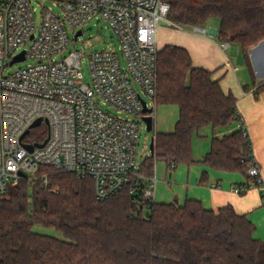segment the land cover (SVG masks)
I'll return each instance as SVG.
<instances>
[{"label": "trees", "instance_id": "1", "mask_svg": "<svg viewBox=\"0 0 264 264\" xmlns=\"http://www.w3.org/2000/svg\"><path fill=\"white\" fill-rule=\"evenodd\" d=\"M165 1L168 19L180 26L205 27L218 18L217 38L238 43L246 56L264 39V0ZM157 82L156 103L177 104L180 117L173 132L156 133L153 153L138 168L146 178L155 175L158 161L171 170L195 163V132L240 119L235 96L210 70L194 66L183 46L160 48ZM256 91L264 93V82ZM202 162L248 174L254 163L249 137L239 128L214 138ZM147 187L145 178L134 176L123 190L99 200L91 176L40 165L35 178L0 191V264H264V240L231 204L215 211L193 199L156 202L143 198ZM36 225L54 227L65 239L36 232Z\"/></svg>", "mask_w": 264, "mask_h": 264}, {"label": "built area", "instance_id": "2", "mask_svg": "<svg viewBox=\"0 0 264 264\" xmlns=\"http://www.w3.org/2000/svg\"><path fill=\"white\" fill-rule=\"evenodd\" d=\"M42 1L51 5L38 15L35 0H0V191L9 182L35 178L43 165L91 176L99 200L123 190L134 176L145 178L143 198L154 200L156 178L138 173L137 149L143 100L148 107L156 104L159 25H176L167 17L170 5L165 0ZM92 19L107 24L118 47L74 49L61 56L70 33L77 41ZM22 52L24 59L14 61ZM85 57L90 82L82 68ZM25 60L32 62L5 73L8 65ZM44 123L43 138L33 129ZM25 144H34L33 150ZM248 176L233 191L257 188L264 200V178L255 161Z\"/></svg>", "mask_w": 264, "mask_h": 264}, {"label": "crops", "instance_id": "3", "mask_svg": "<svg viewBox=\"0 0 264 264\" xmlns=\"http://www.w3.org/2000/svg\"><path fill=\"white\" fill-rule=\"evenodd\" d=\"M178 28L171 31L169 37L158 41L160 48L167 44L183 46L191 54L194 66L203 67L212 72L226 94L237 99L240 119L245 123L251 143L254 161L261 169L264 178V93H257V87L264 82V58L249 48L244 55L238 43L222 46L217 36V28L194 26L192 29ZM264 56V45H263ZM250 64L251 67L248 65ZM154 134L170 133L180 117L177 104L154 105ZM240 120L232 124L214 128L205 126L195 132L192 141L193 156L196 160L191 165L181 164L171 170L166 162L158 161L155 166L156 184L154 201L184 205L188 199L198 200L207 209L218 211L231 204L240 214H246L256 226L254 236L264 240V200L262 192L253 188L244 193L233 191L234 186L248 180V174L225 172L212 168L202 162L211 150L214 138H223L239 129Z\"/></svg>", "mask_w": 264, "mask_h": 264}, {"label": "rangeland", "instance_id": "4", "mask_svg": "<svg viewBox=\"0 0 264 264\" xmlns=\"http://www.w3.org/2000/svg\"><path fill=\"white\" fill-rule=\"evenodd\" d=\"M51 5L50 1H42V0H35V6L38 8V15L42 12L43 6H49ZM208 26H211L213 28H218L219 25V19L218 18H212L210 22L207 24ZM183 28H190L192 29V26H182ZM176 26H173L172 24L168 22H160L159 25V41L161 43V39L166 36L169 37L171 31L177 30ZM71 35V42L69 47L62 52L61 56H65L69 53V51L74 49H86L88 52L95 49H104L109 47H118L119 41L117 37L114 35V33L107 27V24L103 20L98 19H92L90 20L84 27V34L80 36V38L77 41H74L73 33H70ZM159 43V46H160ZM24 48V47H22ZM32 62V60H25L20 62H15L12 65H8L5 69V73L8 74L10 72H13L27 63ZM83 71L86 76V80L90 82L91 75L89 70V65L87 61V57L83 60ZM141 128H140V139L137 149V162L140 164L145 157L151 154L150 144L151 140L154 134V130L148 131L147 125L145 121L140 120ZM47 123H44L43 125H40L38 127H35L33 129L34 134H42L43 138L47 135ZM14 184V182H9L8 187H11ZM34 230L36 232H39L41 234H47L52 235L55 237H58L60 239H65L64 235L57 230L54 227H47L43 225H36L34 227Z\"/></svg>", "mask_w": 264, "mask_h": 264}, {"label": "water", "instance_id": "5", "mask_svg": "<svg viewBox=\"0 0 264 264\" xmlns=\"http://www.w3.org/2000/svg\"><path fill=\"white\" fill-rule=\"evenodd\" d=\"M82 34V31L79 30L77 33V36ZM263 45H264V39L261 40L259 43H257L256 45H254V49L258 55L260 56L261 59L264 58L263 56ZM24 59V52H22L20 55L16 56L14 61L16 60H22ZM143 104H144V121L147 125V129L148 131H152L153 130V125H154V116H153V112H154V107H148L147 103L145 100H143ZM41 123V119H38L33 126L39 125ZM154 143H155V135H153L152 140H151V144H150V149H151V154L153 153V149H154ZM44 143L38 144L39 146L44 145ZM25 146L29 149V150H33L34 148V144H25ZM23 176H25V173H21Z\"/></svg>", "mask_w": 264, "mask_h": 264}]
</instances>
